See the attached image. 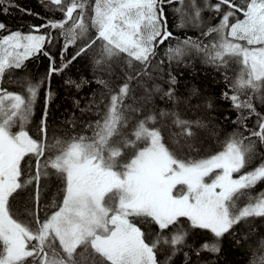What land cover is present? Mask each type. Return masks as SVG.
Masks as SVG:
<instances>
[{"label": "snow or ice", "instance_id": "obj_1", "mask_svg": "<svg viewBox=\"0 0 264 264\" xmlns=\"http://www.w3.org/2000/svg\"><path fill=\"white\" fill-rule=\"evenodd\" d=\"M48 2L56 6L65 20L50 21L42 27L64 29L66 21H73L67 30L72 38L64 45L66 51L77 42V35L82 37L88 31L85 8L89 7V0ZM6 4L8 0H0V6ZM173 4L183 6L184 0H93L90 19L96 30L94 39L86 40L60 68L52 62L44 80L28 83L26 97L0 89V264H28L29 258L32 264H170L176 246L183 244L189 235L183 231V224L189 230L208 231L214 238L213 242L204 241L195 249L199 257L202 251L218 254L219 241L226 235L235 236V229L242 221L264 218V190L249 193L259 182H264V152L256 151V141L264 145V115L257 112L254 102L259 100L264 106V94L246 100H241L238 94L246 88L253 93L264 88V0H243V3L216 0L215 4L205 0L203 9L197 0H189V20L194 27H199L203 10L217 14L219 23L202 35L217 33L219 41L205 49L188 38L182 46L170 48L167 54L169 60L181 62L186 48L191 47L203 52L205 62L217 68L227 65L226 57H234L243 65L245 74L232 84L233 94L222 95L231 101L234 109L248 110V117L238 116L233 121L248 130V137L233 133L221 151L203 158L184 155L185 149L189 153L193 151L197 139L194 127H204L201 121L183 120L178 113L164 109L145 112L152 95L145 89L141 107L125 106L129 113L143 116L129 125L131 117H125L121 109L129 95L128 82L110 95L103 121L96 122L93 136L72 138L55 157L46 156L45 144L25 130L39 92L44 88L40 132L46 136L48 104L52 99L48 78L63 72L97 41L102 42L100 59L95 61L97 66L104 67L112 57L126 54L130 58L129 67L134 60L147 68L156 55V45L173 35L168 31L165 11ZM8 6L0 7V12L7 13ZM174 11L183 15V7ZM77 12L78 16L74 17ZM177 26L185 24L182 21ZM0 31H8L4 23H0ZM49 40L45 35L20 31L0 36V78L6 72L23 69L25 62L37 54L47 56L43 49ZM106 70L110 71V67ZM131 79L133 76H127V80ZM96 83L108 87L103 79ZM166 83V91L159 85L154 91L161 93L162 100L180 103L176 76L169 74ZM75 86L80 88L78 84ZM196 94L193 88L191 95ZM206 107L212 108L210 101ZM251 116L256 117V124L248 129L245 121ZM165 117L172 118L171 125L162 121ZM173 126L178 131H171ZM14 127L19 130L13 131ZM164 130L168 132L167 138L162 134ZM28 157H35V171L22 182L25 170L22 162ZM254 158L259 159L258 165L242 171ZM49 169L62 183V201L56 206L58 210L43 220L34 213L36 227L32 228L14 218L10 199L27 185H34L33 198L38 205L39 184L42 178H49ZM242 197H247L248 202L237 208L236 202ZM141 224L155 226L156 239L150 241ZM174 228L177 230L172 232L170 240L160 235ZM241 238L247 240L248 236ZM161 239L173 246L172 254L164 261L157 255ZM250 251L249 264H264V239L258 242L256 250L250 246ZM184 255L191 260L188 253Z\"/></svg>", "mask_w": 264, "mask_h": 264}, {"label": "trees", "instance_id": "obj_2", "mask_svg": "<svg viewBox=\"0 0 264 264\" xmlns=\"http://www.w3.org/2000/svg\"><path fill=\"white\" fill-rule=\"evenodd\" d=\"M208 2L215 4L216 0H208ZM239 2L243 3V0H239ZM92 3L93 0H89V7L85 8L87 33L82 37L77 35V42L69 46L66 51L64 45L72 38L71 35L67 34V30L72 27L73 21H66L64 29L42 27L50 21L65 20L61 12L56 10V6L49 3L48 0H8V4L0 6L15 5L8 6L7 13L0 12V23H4L8 30L0 31V36L8 34L9 31H20L23 34L36 32L50 38L43 49L48 55L37 54L25 62L23 69L6 72L3 78H0V89L26 97L28 83L44 80L52 62H54L56 68H60L72 59L86 40L94 39L96 30L91 26L90 19L93 15L90 8ZM204 3L205 0H197L198 6L202 9ZM188 5L189 0H184L183 6L173 4L166 7L168 31L172 32L173 35L163 44L156 45V55L147 68L134 60L131 67H129L128 60L130 58L126 54L112 57L108 65L104 67L97 66L95 61L100 59V52L102 51V42L97 41L95 46L86 54H82L73 60L63 72L48 78L52 99L48 104L46 136H42L40 132L46 89L42 88L40 90L38 99L34 104L33 114L25 125V130L34 139L45 144L46 156L55 157L58 155L66 143L74 137H92L96 129V122L98 120L103 121V116L110 104V95L116 94L119 87L125 82L129 83L130 91L124 99L121 109L125 117H131L129 125H131L132 120L143 118V116L140 113H129L125 106L141 107V98L146 95L145 89L152 93L151 100L144 108L145 112L149 109L156 112L164 109L178 113L180 119L183 120L201 121L204 127H194L197 132V139L193 142V151L189 153L185 149L184 155H191L197 159L203 158L206 155L221 151L224 143L233 133L238 136L242 134L243 137L249 136L248 130L239 124L233 123L238 116L248 117V110L234 109L231 101L222 95L225 92L232 95V84L242 74H245L243 65L236 58L226 57L227 65L217 68L213 64L205 62L206 56L203 52L189 47L186 48L181 62L168 59V50L182 46L183 41L188 38H191L205 49L219 41L220 37L217 33H212L209 36L202 35V32L219 23L217 14L211 10H203L199 27H194L189 20L191 9ZM176 7H183V15L174 11ZM75 16H78V12L74 13ZM240 18L243 19L242 16ZM182 21L185 26L178 27L177 25ZM36 28H39V31H35ZM78 31L76 30L77 33ZM49 57H51V62ZM109 67L110 71L106 70ZM136 73H140V75H136ZM169 74L177 78L176 90L180 97V103L178 104H173L166 99L162 100L161 93L154 91L156 85H159L164 91L167 90L168 84L166 81ZM127 76H133V79L129 81ZM98 79L106 81L108 87L105 88L104 85L96 83ZM66 81L74 83L66 84ZM77 84L80 85L79 89L75 86ZM193 88L197 90L196 95H191ZM238 94L241 100H246L249 96L264 94V88L261 89L260 93H253L251 89L246 88ZM133 98H135V103ZM208 101L212 104L211 109L206 107ZM254 102L257 112L264 115V106L261 105L259 100ZM6 103L9 102L6 101ZM171 119L165 117L162 118V121L171 125ZM160 123L161 118L158 117L156 126L159 127ZM245 123L248 129H253L256 124V117L251 116ZM12 130L17 131L19 129L14 127ZM130 130L129 127L128 131ZM171 131L175 132L178 129L173 126ZM162 134L167 138V130H164ZM252 139L255 141V138ZM245 143H248V141L246 140ZM256 151L264 152V145H260L258 141H256ZM34 162L35 157H28L26 162H22L25 169L21 178L22 182L34 174ZM259 162L258 158H254L253 162L242 171L251 170ZM48 171L49 178H42L39 184L38 205L33 198L34 185H27L14 198L10 199V210L14 218L32 228L36 227L34 213L43 220L46 215L58 210L56 206L62 201V183L55 178V174L50 169ZM262 190H264V182H259L255 188L249 190V193L258 194ZM137 222L139 223V218ZM140 226L145 228L150 241L156 239L157 229L155 226L143 224ZM179 227L181 226H177V228ZM176 230L174 228L164 231L160 235L168 237L170 240L172 232ZM183 231L189 232V235L183 244L176 246L177 251L170 264H249L252 255L250 246L252 250H256L258 242L264 239V218H247L246 221H242L235 229L237 233L235 236L226 235L219 241L221 250L218 254L202 251L200 256L197 257L195 249L199 248L204 241L213 242V236L208 231L189 230L186 224H183ZM242 235H247L248 239L243 240ZM236 240H239L240 243L237 244ZM172 252L173 246L170 243H164L161 239L157 247L158 259L164 261ZM184 253H188L191 260H188ZM28 264H32L31 258H29Z\"/></svg>", "mask_w": 264, "mask_h": 264}, {"label": "rangeland", "instance_id": "obj_3", "mask_svg": "<svg viewBox=\"0 0 264 264\" xmlns=\"http://www.w3.org/2000/svg\"><path fill=\"white\" fill-rule=\"evenodd\" d=\"M26 34H29V33H26ZM31 34H37V35H43V34H40V33H36V32H33ZM7 35V34H6ZM252 170V169H251ZM234 175H237V174H234ZM248 202V199L247 197H244L243 199H240L239 201L236 202V206L237 208H242L244 206H246V203ZM240 204V205H239Z\"/></svg>", "mask_w": 264, "mask_h": 264}]
</instances>
